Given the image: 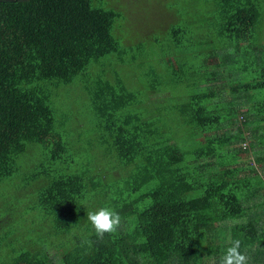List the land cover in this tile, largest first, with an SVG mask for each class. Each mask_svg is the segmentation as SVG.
Listing matches in <instances>:
<instances>
[{"label":"trees","instance_id":"16d2710c","mask_svg":"<svg viewBox=\"0 0 264 264\" xmlns=\"http://www.w3.org/2000/svg\"><path fill=\"white\" fill-rule=\"evenodd\" d=\"M163 4L0 0V264H264V0Z\"/></svg>","mask_w":264,"mask_h":264},{"label":"rangeland","instance_id":"374dc122","mask_svg":"<svg viewBox=\"0 0 264 264\" xmlns=\"http://www.w3.org/2000/svg\"><path fill=\"white\" fill-rule=\"evenodd\" d=\"M107 7H117L119 12H122L124 18H121L116 22V27L113 33L117 35L118 28L120 35L126 37V42L134 43L140 40L141 34L139 33L140 28L146 23L154 22V18L159 15L158 13H163L165 9H169L168 5H164V0H106ZM127 19V21H126ZM122 37H119L122 40ZM139 37V39H138ZM146 40V39H145ZM142 41V40H140ZM115 65H113L114 67ZM24 210V209H23ZM22 212V210H21ZM20 212V213H21ZM19 213V214H20ZM16 227L17 232L15 236L22 238L29 234L30 231V218L24 215L21 220L13 221L8 223L5 228Z\"/></svg>","mask_w":264,"mask_h":264},{"label":"clouds","instance_id":"9594fccd","mask_svg":"<svg viewBox=\"0 0 264 264\" xmlns=\"http://www.w3.org/2000/svg\"><path fill=\"white\" fill-rule=\"evenodd\" d=\"M90 225L92 232L89 234L96 237V241L90 238L81 240V247L91 248L94 243L103 241L105 235H114L119 230L122 218L120 214L111 207H100L96 210H87L85 219ZM242 242L239 239L230 241L219 264H249V257L241 251Z\"/></svg>","mask_w":264,"mask_h":264}]
</instances>
